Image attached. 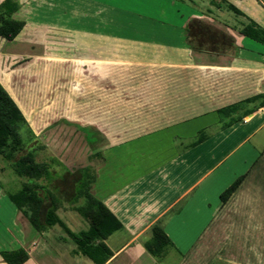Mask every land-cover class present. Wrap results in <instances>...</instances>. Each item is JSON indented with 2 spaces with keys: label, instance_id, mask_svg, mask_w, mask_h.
Returning <instances> with one entry per match:
<instances>
[{
  "label": "crops",
  "instance_id": "obj_1",
  "mask_svg": "<svg viewBox=\"0 0 264 264\" xmlns=\"http://www.w3.org/2000/svg\"><path fill=\"white\" fill-rule=\"evenodd\" d=\"M226 1L244 15L220 0L207 6L200 0H18L11 17L23 28L12 40L0 38L5 90L1 70H29L46 57L69 62V70H92L97 61L107 70L108 43L116 42L158 53L153 65L194 76L187 90L202 91V103L220 107L99 149L80 131L84 149L70 139L63 154L54 132L35 131L43 145L53 140L51 155L68 170L99 153L89 191L122 226L102 240L110 251L102 264H264V45L238 32L248 18L264 29V0ZM227 11L240 17L239 25ZM194 20L231 40L209 47L214 40L207 34L188 30ZM64 42L66 54L43 53ZM240 176L221 202L220 193ZM0 202L9 209L0 213V251L24 249L21 264H95L70 237H50L55 225L37 231L8 196L0 195ZM68 212L60 213L63 219L56 215L71 232L87 229H74L82 222L76 211ZM155 223L172 244L160 257L144 247ZM0 264H7L1 256Z\"/></svg>",
  "mask_w": 264,
  "mask_h": 264
},
{
  "label": "rangeland",
  "instance_id": "obj_2",
  "mask_svg": "<svg viewBox=\"0 0 264 264\" xmlns=\"http://www.w3.org/2000/svg\"><path fill=\"white\" fill-rule=\"evenodd\" d=\"M14 1L18 3V0ZM200 1L203 6L209 4V0ZM227 13L231 23L239 25L240 17L229 11ZM204 29L207 34L214 33L210 27ZM215 37L222 39L219 33H215ZM98 46L92 44L93 53H98ZM45 49V55H64L68 46L64 42ZM107 51V70L103 66L99 69L98 61L97 64H92V70H69V62L64 61L66 65L48 57L44 58V65L42 59L36 67L32 65L29 70H1L8 80L6 91L25 119V123L18 129L25 150H31L41 142L35 131H46L47 134L54 132L58 136L56 139L52 138L54 144H60L63 154L68 149L70 139H75L78 146L84 149V139L79 138L80 131L88 132L94 137L95 148L99 149L105 144L151 131L191 115L220 109L202 103V91L187 90V79L191 77L194 80V76L188 74L187 77L185 71L179 70H172L168 74L163 66L153 65L152 61L160 59L158 53L152 57V51L144 47L136 49L135 45L116 42L108 43ZM31 52L36 53L35 50ZM74 125L78 133H73ZM52 139L44 141V148L34 150L37 161L52 154L49 149L52 147ZM55 148H59L57 144ZM98 158L93 154L83 157L73 166L68 165L69 173L64 172L61 178H54L46 183L47 189L56 199L55 213L62 219L61 212L75 211L71 199L77 170L81 166H88L92 170ZM24 182L31 180L16 176L9 161L0 156V195L7 196L19 189ZM37 182L45 184L43 179ZM78 203H82V200ZM7 204L4 206L0 202L1 207L4 206L0 207V213H9ZM75 214L82 226L74 229H84L88 221ZM3 232L4 228H0V233ZM50 232V237L54 239L61 234L70 240L62 227L55 225Z\"/></svg>",
  "mask_w": 264,
  "mask_h": 264
},
{
  "label": "trees",
  "instance_id": "obj_3",
  "mask_svg": "<svg viewBox=\"0 0 264 264\" xmlns=\"http://www.w3.org/2000/svg\"><path fill=\"white\" fill-rule=\"evenodd\" d=\"M220 3L224 4L227 10L237 15H244L232 3L226 0H220ZM17 7L18 5L14 0L0 2V38L12 40L23 28V21L11 17ZM206 27L202 22L194 20L188 30L199 35L207 34L204 29ZM213 30L214 33L207 34L210 40H214L207 44L209 47L217 48L218 45L221 47L222 44L230 41L229 37L215 29ZM238 32L264 45V29L252 19L248 18V22L242 23ZM215 33H219L222 39L215 37ZM24 123L25 119L20 109L0 84V156L9 161L16 176L31 180V182H24L16 191L8 193L9 200L37 231H44L53 225L62 227L75 242L77 252L91 259L95 264H102L110 255L108 247L102 240L122 226L105 206L90 193L89 188L94 180L93 170L88 166L80 167L77 170L71 204L73 209L88 221V227L86 230L73 233L56 215V199L46 187V183L54 178H61L62 174L64 172L69 173V170L53 155L37 161L34 150L45 147L41 142L37 143L31 150L24 149L25 146L18 131ZM93 155L99 157L98 152L93 153ZM241 178L242 176L236 178L220 193L219 200L221 202H224L231 195ZM41 179L45 181V184L37 182ZM79 200H82V203H78ZM150 232L151 236L144 243V247L152 256L160 257L166 248L172 245L171 241L158 223L151 226ZM0 256L7 264H21L26 260L27 253L24 249L18 248L1 250Z\"/></svg>",
  "mask_w": 264,
  "mask_h": 264
},
{
  "label": "built area",
  "instance_id": "obj_4",
  "mask_svg": "<svg viewBox=\"0 0 264 264\" xmlns=\"http://www.w3.org/2000/svg\"><path fill=\"white\" fill-rule=\"evenodd\" d=\"M261 109H262V111L264 112V105L262 106V108H261Z\"/></svg>",
  "mask_w": 264,
  "mask_h": 264
}]
</instances>
